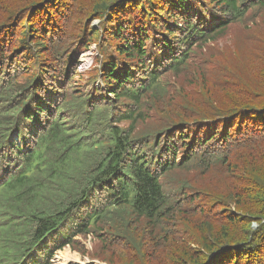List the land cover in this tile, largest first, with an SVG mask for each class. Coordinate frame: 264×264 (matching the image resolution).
<instances>
[{"label":"trees","instance_id":"trees-1","mask_svg":"<svg viewBox=\"0 0 264 264\" xmlns=\"http://www.w3.org/2000/svg\"><path fill=\"white\" fill-rule=\"evenodd\" d=\"M86 4L98 20L87 36L101 56L84 93L74 86L73 50L64 57L68 48L54 50L56 33ZM263 17L264 0H0V264H48L54 250L92 235L105 219L126 234L135 220L153 225L165 217V227L178 211L195 216L189 207L226 217L188 227L186 236L199 237L194 251L165 242L162 264H264V64L249 86L233 70L217 74L197 61L195 70L186 67L189 55L226 33L244 48L256 44ZM252 19L260 21L245 41ZM41 67L42 75L32 73ZM23 70L30 73L19 85ZM169 74L186 84L184 95L187 84L213 79L216 96L204 87L200 107L180 105L174 114L162 80ZM147 96L162 102L156 113L164 119L142 135L133 125ZM82 144L89 153L77 156ZM74 159L81 168L70 165ZM189 169L211 174L215 187L195 190L184 181L165 190L161 177L177 183ZM18 206L24 214L7 215Z\"/></svg>","mask_w":264,"mask_h":264},{"label":"rangeland","instance_id":"rangeland-1","mask_svg":"<svg viewBox=\"0 0 264 264\" xmlns=\"http://www.w3.org/2000/svg\"><path fill=\"white\" fill-rule=\"evenodd\" d=\"M89 13H91V9L89 5L86 4L82 12H76L73 15L66 27L63 30H60L59 33H56L55 38H57L58 41L54 50V54L57 52L63 54L68 48L63 57L73 50L72 56H75L78 62L76 71L77 75L75 76L77 80L75 81L76 83H74V86H76L75 89H79L78 86H82L80 90L84 93L88 89L87 86L91 85L97 76L98 58L101 56V51L98 48L97 43L91 42V40L89 41L90 37L87 36L89 30L95 31L98 28V20L91 17L89 18ZM259 21L260 19H252L247 22L246 28L248 29L242 32L245 41L249 40L248 36L250 34L255 33ZM261 21L264 23V17L261 18ZM244 27V25H240L238 26V29L242 30ZM99 44L101 46L102 37ZM58 46L62 47L57 50L56 48ZM258 55H261L259 60L257 58ZM186 60L187 69L195 70V67H193L192 64L197 61V65L201 66V63L203 62L217 74L225 70L230 76L234 73L238 81L244 83L242 86H249L256 77L255 75L258 69L264 64V36H262L256 44L252 41L244 48L239 41L229 40L226 33L222 38L216 39L215 42H211L202 47V50L196 55H189ZM54 61L55 59H53V68L58 67L59 64ZM43 70H46L45 67L38 68L32 73H40L42 75ZM202 71L203 70L200 67L198 73L201 74ZM28 73L30 72L28 71L25 73V70H23L15 82L19 85H24ZM63 73L64 71L62 74ZM68 78L70 79V76ZM162 80L163 82L166 81L165 90L166 88H170L169 94H171V99L174 101V107L172 108L174 114L177 110L176 108H179L180 105L184 106L185 104L191 105L190 103H194L197 107H200L202 102H204V95L202 94L204 87H209L214 92L213 98L216 96V88L214 85L216 82H214L215 80L213 79L208 80V82H202L200 80L199 86L195 83L187 84L186 95H184L181 87L186 84L179 81L172 74L165 76ZM168 83L170 84L168 85ZM98 85L99 82H97L96 86ZM63 86L65 87V85ZM66 87H69V85ZM223 96V94L220 95V93H217L216 100H219V104L222 102ZM148 97L149 96L144 98L140 104H136L137 109L141 112V120L133 125V129L137 134L143 135L150 129H153L156 125H163L164 117L156 113L162 112V102L150 104L146 101ZM59 99L60 98L55 99V103H57ZM188 111L190 113L191 109H188ZM113 120L116 121L117 118L113 117ZM128 125V121H120L117 124L120 128H126ZM46 128L47 127H42L35 133L32 140L29 142V146H32L35 139L40 134V131L44 133ZM26 152L27 148L23 153L25 154ZM88 153L89 149L82 144L79 147L77 156L87 155ZM84 157L82 161L84 160ZM82 161L77 159H74L73 161L70 160V165H73L78 169L81 168ZM6 164L7 162H5V165ZM215 176L216 179L221 182L224 181L223 174L220 175V173L216 172ZM184 181H188L195 190H209L215 187L216 184V181L212 178L211 174L198 177L196 176V172L191 169H189L186 175L179 179L177 183H170V181L164 176L161 177V182L163 183L165 190L173 189ZM57 188L58 187L53 188L52 191L56 193ZM188 192L189 191H186V193ZM169 195L171 197V194ZM167 197L169 196L167 195ZM181 206L187 208L182 205L181 201H178L177 203L175 202L176 208ZM188 210L190 213L195 214V216H184L178 211L180 216H168L174 218L171 219L165 227L163 226L167 219L165 217L162 221L153 225H147L143 221L135 220L130 223L129 231L126 234L118 230L119 225L117 226V229L114 226H107L106 224L110 221L105 219L101 226L96 229L92 235H75L73 238L74 243L71 246H67L62 250H54L48 260V264H162L163 260H167V258H164L165 255L167 256L166 249L163 248L165 242L171 244L172 250L183 245L185 248L188 247L190 251H194L196 250L195 246L199 237L198 235L186 236L188 227L196 230V225L197 227L200 225L202 226L208 220L211 221V226L213 227V224L216 223V221H222L225 219L224 217H226L197 216L198 214L195 212V208L189 207ZM24 212L25 210L18 206L17 208L11 209L7 215L20 216L21 214H24Z\"/></svg>","mask_w":264,"mask_h":264},{"label":"bare ground","instance_id":"bare-ground-1","mask_svg":"<svg viewBox=\"0 0 264 264\" xmlns=\"http://www.w3.org/2000/svg\"><path fill=\"white\" fill-rule=\"evenodd\" d=\"M130 14H131V13H130ZM132 16H133V15H132ZM125 19H126V18H125ZM134 20H135V19H134ZM47 34H48V33H47ZM91 35H92V34H91ZM91 35H90V36H91ZM81 39H82V38H81ZM236 39H237V38H236ZM51 40H52V39H51ZM83 40H84V38H83ZM83 40H82V41H83ZM232 40H233V39H232ZM78 44H79V43H78ZM78 47H79V46H78ZM230 47H231V46H230ZM234 48H235V47H234ZM236 49H237V48H236ZM236 49H235V50H236ZM236 53H237V51H236ZM237 57H238V56H237ZM228 61H229V60H228ZM40 113H42V112H40ZM44 241H45V240H44Z\"/></svg>","mask_w":264,"mask_h":264}]
</instances>
